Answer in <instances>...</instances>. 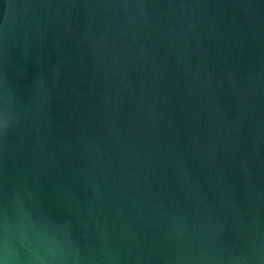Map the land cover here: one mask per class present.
<instances>
[{
    "label": "water",
    "instance_id": "95a60500",
    "mask_svg": "<svg viewBox=\"0 0 264 264\" xmlns=\"http://www.w3.org/2000/svg\"><path fill=\"white\" fill-rule=\"evenodd\" d=\"M0 264H264V0H0Z\"/></svg>",
    "mask_w": 264,
    "mask_h": 264
}]
</instances>
